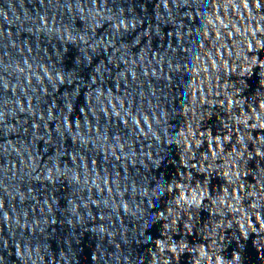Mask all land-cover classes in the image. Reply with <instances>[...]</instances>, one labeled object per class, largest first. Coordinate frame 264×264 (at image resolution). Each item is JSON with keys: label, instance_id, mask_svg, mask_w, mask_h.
Here are the masks:
<instances>
[{"label": "water", "instance_id": "1", "mask_svg": "<svg viewBox=\"0 0 264 264\" xmlns=\"http://www.w3.org/2000/svg\"><path fill=\"white\" fill-rule=\"evenodd\" d=\"M0 264H264V0H0Z\"/></svg>", "mask_w": 264, "mask_h": 264}]
</instances>
